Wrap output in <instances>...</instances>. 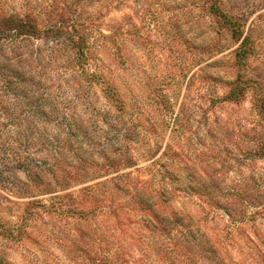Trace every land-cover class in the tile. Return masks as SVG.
<instances>
[{"label": "rangeland", "instance_id": "rangeland-1", "mask_svg": "<svg viewBox=\"0 0 264 264\" xmlns=\"http://www.w3.org/2000/svg\"><path fill=\"white\" fill-rule=\"evenodd\" d=\"M262 99L264 0H0V264H264Z\"/></svg>", "mask_w": 264, "mask_h": 264}, {"label": "trees", "instance_id": "trees-1", "mask_svg": "<svg viewBox=\"0 0 264 264\" xmlns=\"http://www.w3.org/2000/svg\"><path fill=\"white\" fill-rule=\"evenodd\" d=\"M246 53H247V50L244 51L242 54H240V56H244L245 57ZM237 94H239V93H237V90H234L233 93H232V95H234V96L237 95ZM261 101H262V103L264 102L263 99ZM262 109H264V108H262Z\"/></svg>", "mask_w": 264, "mask_h": 264}]
</instances>
